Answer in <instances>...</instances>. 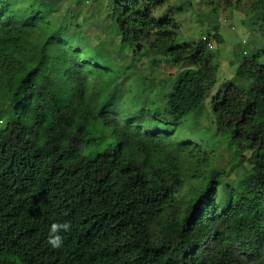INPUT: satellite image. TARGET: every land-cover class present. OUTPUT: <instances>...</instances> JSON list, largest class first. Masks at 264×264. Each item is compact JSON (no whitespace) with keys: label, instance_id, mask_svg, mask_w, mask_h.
<instances>
[{"label":"trees","instance_id":"trees-1","mask_svg":"<svg viewBox=\"0 0 264 264\" xmlns=\"http://www.w3.org/2000/svg\"><path fill=\"white\" fill-rule=\"evenodd\" d=\"M109 2L114 39L93 45L57 20L61 0H0V264H264L263 52L213 97L214 132L184 139L222 38L180 45L174 13L155 17L169 0ZM231 6L264 34V0ZM112 54L185 69L160 94L135 67L121 95Z\"/></svg>","mask_w":264,"mask_h":264},{"label":"rangeland","instance_id":"rangeland-1","mask_svg":"<svg viewBox=\"0 0 264 264\" xmlns=\"http://www.w3.org/2000/svg\"><path fill=\"white\" fill-rule=\"evenodd\" d=\"M78 1L61 0L57 20L61 23L64 22L69 28L70 25L73 26L74 31L77 30L76 26L80 25L81 34L88 38L93 45H96L99 41L113 40L109 0H83L79 4ZM255 1L242 0V4L244 7H248ZM234 3L235 0H169L167 6L155 13L157 19H162L167 13H174V19L181 28L178 41L180 45L192 44L214 34H219L222 38V43L219 44L213 41L212 48L207 50V56L210 53L215 56L213 63L217 67L216 84L202 106V115L195 117V123H188L180 127L179 133L184 139L197 142V138L209 136L214 132L215 123L211 101L220 86L236 76L240 61L244 56L261 51L264 60V34L260 31L257 32L253 24L246 22L245 14L231 6ZM35 44L42 46L43 42L37 39ZM118 44L120 43H115L114 46ZM104 53H106L105 46ZM111 59L112 64L110 66L112 67L107 66L109 70L104 71V73L107 78H118L117 89L121 95L126 96H128L131 87L132 90H138L137 86L142 75L136 71L135 67H139L149 77L147 82H151V85L147 86H153L155 91L160 94L169 92L172 88L170 82H173L185 69V66L170 65L168 67L162 66L159 71L152 72L150 62L144 57H141L137 62L133 61L131 57L121 61L119 56L112 54ZM165 81L166 83H164ZM123 106L126 110L131 108L129 103L123 104ZM139 110V107L133 108L134 112ZM245 157H249V155H245ZM218 162L217 160L216 163ZM224 162L223 160L221 163L224 164ZM244 166V170L251 169L249 162H246ZM238 174L241 175L243 172L241 170L234 172L232 177L236 178ZM192 186L197 188L195 183H188L185 186L181 192L183 198L187 197Z\"/></svg>","mask_w":264,"mask_h":264},{"label":"clouds","instance_id":"clouds-1","mask_svg":"<svg viewBox=\"0 0 264 264\" xmlns=\"http://www.w3.org/2000/svg\"><path fill=\"white\" fill-rule=\"evenodd\" d=\"M71 230V225L68 222L54 223L51 225L47 243L53 248H58L63 244V237L60 235L61 231L67 232Z\"/></svg>","mask_w":264,"mask_h":264},{"label":"built area","instance_id":"built-area-1","mask_svg":"<svg viewBox=\"0 0 264 264\" xmlns=\"http://www.w3.org/2000/svg\"><path fill=\"white\" fill-rule=\"evenodd\" d=\"M204 40H205V38H204ZM211 45H212V44H211ZM211 45L209 46V48H212Z\"/></svg>","mask_w":264,"mask_h":264}]
</instances>
